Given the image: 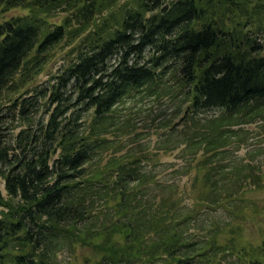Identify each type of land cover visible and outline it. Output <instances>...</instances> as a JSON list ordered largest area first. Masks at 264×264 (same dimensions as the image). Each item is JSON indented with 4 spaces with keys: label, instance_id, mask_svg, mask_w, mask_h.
Here are the masks:
<instances>
[{
    "label": "trees",
    "instance_id": "1",
    "mask_svg": "<svg viewBox=\"0 0 264 264\" xmlns=\"http://www.w3.org/2000/svg\"><path fill=\"white\" fill-rule=\"evenodd\" d=\"M0 7L27 10L0 24V98L31 83L59 42H79L47 89L0 105V264H52L47 248L73 243L95 251L93 264H264V207L244 194L263 189L264 174L208 162L225 153L234 114L264 111V0H0ZM143 92L181 101L183 126L219 114L186 139L193 154L182 174L192 177L183 190L140 164L154 154H107L117 106ZM16 120L22 125L13 133ZM218 209L237 216L198 222ZM244 217L255 221L253 242L236 222Z\"/></svg>",
    "mask_w": 264,
    "mask_h": 264
},
{
    "label": "rangeland",
    "instance_id": "2",
    "mask_svg": "<svg viewBox=\"0 0 264 264\" xmlns=\"http://www.w3.org/2000/svg\"><path fill=\"white\" fill-rule=\"evenodd\" d=\"M25 16H27V10L23 8L0 7V24L10 19ZM61 17H63V14H59L56 18H49L48 21L57 22ZM80 37H83V35ZM78 43V40H73L71 43L67 40L59 42L58 45L46 54L45 62L40 72L33 77L32 84L28 83L12 93L10 92L11 89H7L8 92H3L0 98V105L6 104L16 97L21 99L32 95V91L34 90L47 89L53 82V77L76 56ZM158 93L156 96L149 95L145 92L138 93L137 95L126 98L123 104L117 106L114 113V121L117 128L112 134L106 136L107 139L113 140L114 145L111 150H108L107 154L116 157L126 155V153H136V155L145 153V157L148 154H154L156 155L154 162L145 163L144 160H141L140 164L145 167L147 166V168L155 165L154 170L159 173L158 179L160 181L171 184L175 183L178 185L179 190H183L184 185H187L189 177H192V173L186 172L182 174L184 172V168L182 167H184L187 160L191 161L192 159L189 154H193L192 149H186V139L192 135L193 131L206 129L208 127L207 121L218 117L219 114L217 111H211L196 117V120H198L196 123L188 121L183 126L179 121L183 108V104L180 103L181 101L172 99L171 96L165 95L164 92ZM44 101L46 102L45 98L43 101L41 100L42 103ZM46 104H43L39 108L40 110L37 113L38 117L43 115V110L47 106ZM252 105L254 103L250 102L248 104V106ZM241 112L237 115L234 114L226 126L233 134H230L229 140L227 141L225 153H219L215 159L207 161L215 163L222 168L225 167L226 169L232 166H226L230 162L236 163L234 166L239 168L246 164L248 165V171H252L256 175H262L264 174V111L253 112L251 116H247L244 112ZM171 123H175V128H172V133L169 134L167 130L172 125ZM13 125L15 126L12 132L15 133L21 127L20 125L22 123L16 120ZM183 128L184 132L181 134ZM201 144L195 150L197 160H200L201 154L203 153V146ZM243 174L245 172H241L236 177L240 179ZM263 177L264 175H262L260 182L264 186ZM239 186L242 187L240 188V192L244 191V182L238 184ZM252 187L250 186L249 190H252ZM249 190H246L248 191L247 193L246 191L244 192L245 196L256 207L263 208L264 188L254 192ZM0 193L3 198H6L3 190V180L1 178ZM245 206L247 210L251 209V204H245ZM2 210L3 208L0 207V213ZM259 213L261 217L258 221L262 222L264 219V208ZM227 215H232L230 219H233L237 216V213H228L218 209L213 214L209 213L199 217L198 222H201L202 226L206 227L213 217L220 216L221 218H227ZM201 218H207L208 222H202ZM236 222L242 229V238L249 242L255 241L256 235L253 234L255 231L250 227L251 223L255 222L253 218L248 220L247 217H244ZM261 226L262 224L259 225V227ZM46 251L51 255L50 260L52 264H93L99 259L95 251L83 247L78 243L65 244L60 247L53 245L49 251L48 248Z\"/></svg>",
    "mask_w": 264,
    "mask_h": 264
}]
</instances>
